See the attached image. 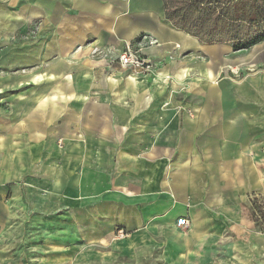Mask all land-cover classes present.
Returning a JSON list of instances; mask_svg holds the SVG:
<instances>
[{"label": "crops", "instance_id": "crops-1", "mask_svg": "<svg viewBox=\"0 0 264 264\" xmlns=\"http://www.w3.org/2000/svg\"><path fill=\"white\" fill-rule=\"evenodd\" d=\"M165 12L164 0H0V264L13 205L59 214L85 244L154 231L195 264L229 225L233 260L264 264V235L240 238L261 188L264 74L230 75L263 40L246 57ZM141 37L146 71L112 58Z\"/></svg>", "mask_w": 264, "mask_h": 264}, {"label": "rangeland", "instance_id": "rangeland-1", "mask_svg": "<svg viewBox=\"0 0 264 264\" xmlns=\"http://www.w3.org/2000/svg\"><path fill=\"white\" fill-rule=\"evenodd\" d=\"M196 1L198 2L195 5H199V2L205 0ZM213 1H216L213 6H219L217 3L224 0ZM194 2L195 0H181L177 3L169 0L168 4L173 7L179 5L181 10L187 8L191 10L195 6ZM256 11L258 18L255 24L248 25L244 21H236L232 23L228 36L221 32L216 38L224 37L225 40H229L226 42H230L231 35H237L246 41L264 33V0H256ZM191 12L192 15L187 14L192 17L188 23L198 25L195 24L197 26H190V28L192 31L200 32L199 24L205 23V14L192 10ZM231 14V7H229L226 15L231 16ZM230 43L232 45L237 41L231 40ZM256 50L258 51L253 58L256 59L254 63V60H251L243 66H230V75L233 78L257 73L264 74V40ZM245 51L244 56L247 57L251 48H245ZM258 143L260 152L257 151L256 155V170L261 188L248 193L241 205L249 223L245 226L244 235H240V238L245 239L247 244L252 236L264 235V139L262 138ZM120 231L123 235L119 233ZM150 233L149 236L137 239L136 236H131L129 232L117 227L109 241L98 243L99 245L85 244L78 236L75 225L70 220H64L59 214L38 213L21 205H13L11 217L6 222L4 239L7 246L6 264H18V262L20 264H195L192 261V257L195 256L184 252L178 242L167 245L164 243L167 237L163 234L154 231ZM181 233L183 236L186 235L184 232ZM231 235L232 228L225 225V229L214 237L213 257L208 264H237L228 250ZM78 246L82 247L79 251ZM62 247L65 249L62 250ZM259 258L256 252L252 253L243 264H257ZM61 259H63L62 262ZM203 259L202 264L205 263V256Z\"/></svg>", "mask_w": 264, "mask_h": 264}, {"label": "trees", "instance_id": "trees-1", "mask_svg": "<svg viewBox=\"0 0 264 264\" xmlns=\"http://www.w3.org/2000/svg\"><path fill=\"white\" fill-rule=\"evenodd\" d=\"M165 1V8H166V18L171 21V23L180 28L187 33L196 36L201 42L205 43H216V42H225L229 41L228 39L223 38H216L217 35L221 32L226 36H228L230 32V27L232 23L236 21H244L248 25L255 24L258 18V14L256 11V0H224L219 4V6H213V3L216 1L213 0H205L201 1L195 5L196 1L194 2V8L191 9L193 12L196 13L203 12L205 14V23L200 22L199 27L201 28L200 32L192 31L190 26H197L195 24H190L192 19L191 15L193 14L190 8L185 10H181L179 5L172 6L168 4L169 0ZM179 3L181 0H173ZM231 7L232 14L231 16H227L226 12L227 9ZM191 15H187V14ZM193 20H195L193 18ZM193 22V21H192ZM234 41L237 43L232 44L234 50L237 49H245L249 48L256 43L264 40V33L256 35L255 37L246 40L243 38L238 37L237 35H231L230 42Z\"/></svg>", "mask_w": 264, "mask_h": 264}, {"label": "built area", "instance_id": "built-area-1", "mask_svg": "<svg viewBox=\"0 0 264 264\" xmlns=\"http://www.w3.org/2000/svg\"><path fill=\"white\" fill-rule=\"evenodd\" d=\"M143 38L145 37H141L131 43H126L119 51L110 50V53L114 55L112 58L116 59L123 67L146 71L150 67V62L141 52L142 46H144L141 43ZM153 43L154 41L149 39L148 44ZM175 224L178 227L184 228L189 225V220L185 216H180L176 219ZM119 233L123 235L121 231Z\"/></svg>", "mask_w": 264, "mask_h": 264}]
</instances>
